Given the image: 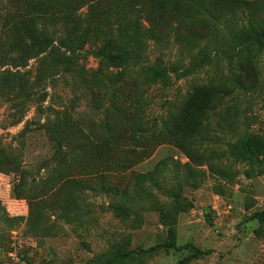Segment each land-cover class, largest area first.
Returning <instances> with one entry per match:
<instances>
[{
	"label": "rangeland",
	"instance_id": "374dc122",
	"mask_svg": "<svg viewBox=\"0 0 264 264\" xmlns=\"http://www.w3.org/2000/svg\"><path fill=\"white\" fill-rule=\"evenodd\" d=\"M251 32L264 0H0V264H264ZM237 76L245 90L176 134L193 88ZM139 130L143 160L121 146Z\"/></svg>",
	"mask_w": 264,
	"mask_h": 264
},
{
	"label": "trees",
	"instance_id": "16d2710c",
	"mask_svg": "<svg viewBox=\"0 0 264 264\" xmlns=\"http://www.w3.org/2000/svg\"><path fill=\"white\" fill-rule=\"evenodd\" d=\"M243 42V49L240 50H247V48L251 44H262L264 42V32H251L249 33L246 38L242 41ZM109 67H116L122 66L123 69H127L129 67V61L127 57L119 56V55H112L105 58ZM253 59H247L252 65ZM248 64V63H246ZM243 65L245 68L248 65ZM198 66V65H197ZM243 66L238 67V72L243 70ZM236 83V84H235ZM214 80H209L207 84L204 86H197L192 89L191 93L186 97L185 101L182 103L180 110L178 111V115L176 116L174 123L177 125L178 132L176 134H186V128L189 127L188 125H192L197 122L196 116L201 115L204 116L203 122L206 120L208 112L212 108L215 98L218 96L220 99L229 96L230 94L236 92L240 93L241 90H245V87L242 85L240 81V77L237 76L236 82L232 84H227L226 82H220L218 88L214 86ZM212 95V100L209 105L204 106V101L206 97ZM221 96V97H220ZM111 140L108 142H117L116 134L110 136ZM146 132L145 130H139L136 134L133 132L127 134L126 138L123 139L122 147H124L127 152H130L135 157L137 155H142L139 157L141 160L148 158L150 156V145L146 143ZM127 145V146H126ZM133 145L134 148H129ZM141 145L140 150L141 152L137 151V146ZM252 156L256 155L254 151L251 153ZM96 162L97 159L95 158ZM86 169L90 170L95 174L93 179L94 182V190L102 189L103 186V171L104 165L102 163H95L93 160H89L85 166ZM254 219H257L259 222H264V211L257 213L254 215ZM170 245L165 246L168 248ZM128 254L126 253L123 257H127Z\"/></svg>",
	"mask_w": 264,
	"mask_h": 264
}]
</instances>
